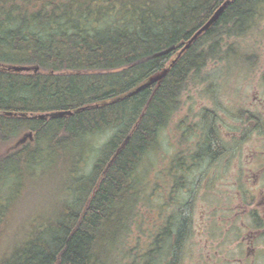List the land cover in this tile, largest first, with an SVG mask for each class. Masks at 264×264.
Masks as SVG:
<instances>
[{
    "label": "trees",
    "instance_id": "16d2710c",
    "mask_svg": "<svg viewBox=\"0 0 264 264\" xmlns=\"http://www.w3.org/2000/svg\"><path fill=\"white\" fill-rule=\"evenodd\" d=\"M225 2L136 0L110 5L91 0L84 6L47 12L36 0H0V218L5 186L31 181L50 154L74 150L96 127L102 132L120 126L119 135L113 133L101 146H108L111 154L96 169L94 185L79 190L85 208L69 207L58 222L44 223L49 239H38L37 230L24 227L13 239L0 222V236L10 243L0 254V264H101L104 245L127 222L122 246L142 203L137 185L144 177H137L143 171L141 156L155 142L157 129L181 107L191 76L212 60L226 59L221 49L227 39L264 34V0H231L216 23L190 43ZM171 47L176 50L155 56ZM16 65L40 69L28 73L9 69ZM164 70L163 80L130 95ZM80 108L86 110L70 117L33 118ZM34 123L43 127L33 141L2 153L21 132L34 129ZM64 130L68 133L63 135ZM219 152L214 137L200 147V157L206 161ZM119 212L127 217H115ZM186 233L184 219L177 247Z\"/></svg>",
    "mask_w": 264,
    "mask_h": 264
},
{
    "label": "rangeland",
    "instance_id": "374dc122",
    "mask_svg": "<svg viewBox=\"0 0 264 264\" xmlns=\"http://www.w3.org/2000/svg\"><path fill=\"white\" fill-rule=\"evenodd\" d=\"M33 1V0H29ZM91 0H36L38 5H43L44 9L49 12L53 9L57 12H60L67 7L76 6H84L87 5L85 2ZM113 3H125L128 4L131 1L136 0H109ZM229 0H227L228 2ZM22 2V0H20ZM126 15V14H125ZM127 19L132 17L131 14L125 16ZM264 29V25L262 27ZM261 33V32H259ZM262 38L259 35L254 36L252 38H242V39H227L226 43L231 44V46L227 47L226 43L222 56L226 57L223 60H212L208 63L206 68L199 72L198 74H193L189 81V86L186 92L184 93V97L182 99V108L177 116V119L173 125V132L171 133L172 137L181 132V127L183 122L186 120V115L189 113H193V109L195 112H200L202 110H207L208 107L214 109L216 112H225L229 116L228 121L230 127L226 129L231 134L236 131L240 134V131L235 130L236 127H239L243 130L250 127V124L246 122H242L240 120L239 113L241 111H252V112H260L261 116L264 118V34H262ZM236 44V45H235ZM231 54L227 55L226 52L229 51ZM243 52V57H240ZM183 52V51H182ZM181 52V53H182ZM180 53V54H181ZM179 53H176V58ZM238 54V55H237ZM162 73H166L164 70ZM161 73L156 75L155 80H159V76ZM211 90V97H215V101L209 100V91ZM213 93V94H212ZM226 107L227 110H220L222 107ZM221 114V113H220ZM230 119V120H229ZM235 119H238L236 123ZM182 121V122H181ZM189 122V121H188ZM201 123V121H200ZM185 125V124H184ZM177 129V130H176ZM176 132V134H175ZM252 134L256 135L253 137L254 139L250 142L251 144L247 147L236 146L235 148L231 146V151H235L237 155H245L249 153V151L264 149V137L261 138L258 132L251 131ZM27 131H23L20 135L11 143L7 144L3 147L2 153H6L7 150L13 147V145L17 144L19 140L24 137V134ZM228 135L229 141L233 143L234 138ZM162 143L158 150L154 151L151 155H147L143 161L141 168L143 169L142 173L145 177V184H142V203L137 208L136 217L137 220L132 223L131 228L126 233V239L119 243L118 248L113 251L111 254L107 256L105 261L113 262L112 264H116L119 262L127 263L130 256L131 248L138 245H148L150 240H152L149 235H147V231L145 229V217L156 219V211L152 212V215H149V212L146 210V198L151 195V188L148 185L150 183L160 181V167L163 165L162 161V150L167 149L166 140L164 137H161ZM96 147H101L106 141L105 139L96 138L94 139ZM174 142V141H173ZM175 145L177 144L174 142ZM169 149V148H168ZM251 149V150H250ZM173 150L169 149V153H172ZM261 153V152H260ZM90 155V151L86 150L84 152V156L88 157ZM257 154H253L256 156ZM251 157V156H250ZM246 159H249L247 157ZM239 158L233 159V168L228 173V175L224 178L223 183H221L218 187H221L217 191H212L211 187H207L206 190L198 189L197 191V212H196V222L198 225L202 224V227H198L200 229V233L194 237L191 241V245L199 246L200 248L207 245V239L210 237L208 232L211 230L212 232L216 231L217 225H213L210 223L211 212L214 211L213 205L218 206L219 202L215 200L213 204L211 202L212 198H223L226 197L228 200H231L234 203V209H243L241 214H245L246 210H250L251 207L249 205L242 203V200L238 197V190H235L238 184L234 183L236 179H238V170L240 169L241 163H239ZM79 163V162H78ZM151 163V164H149ZM78 166V165H77ZM90 166V165H89ZM148 167V168H147ZM89 169V167H88ZM63 171V166L58 162L47 161L44 165L37 169V177L33 179V182L24 188L13 184H9L3 188L2 194V204L4 206L3 215L0 221L5 222L3 226L6 228L9 234H12L11 237L16 239V234L19 232L21 227L29 229H33V223L40 227L41 225L38 222V219L42 218L46 221H58L61 209L59 208L60 202H66L67 198L71 195V188H75V183L73 181V174L67 173V182L65 183V179L62 182L61 174ZM245 172V179H238L239 183H246L250 179L251 171L247 168H243ZM258 172V171H257ZM198 173L200 176V184H209L211 180L208 176V162L205 164H199ZM254 174V173H253ZM142 175V177H143ZM257 173L255 171V179L257 177ZM252 176V174H251ZM260 179V178H259ZM258 182V179L256 180ZM64 184V185H63ZM224 185L225 188L222 186ZM227 186V187H226ZM251 186H247L245 184V189L243 188V192L246 197L244 199L251 198L253 192L256 194L255 202H262L264 199V189H252ZM224 188V189H223ZM248 189H250L248 191ZM252 191V192H251ZM242 192V190H241ZM155 199L151 200V203L159 205L161 202L162 188L158 187L154 190ZM183 198H188V193L181 192ZM242 196V195H241ZM190 197V196H189ZM181 199V198H180ZM228 202V201H227ZM258 208V204H255ZM151 214V213H150ZM218 214L223 215V226H227L233 212L224 209H218ZM142 216V220L141 217ZM246 218V217H245ZM239 219V218H238ZM247 221V219H246ZM147 222H149L147 220ZM2 223V222H1ZM215 223V222H213ZM211 224L213 227L211 228ZM219 224V223H218ZM231 226L227 227L230 228ZM203 228V231H202ZM217 232V231H216ZM218 233V232H217ZM220 234V233H218ZM1 237V236H0ZM20 237L23 238L22 233ZM26 238V236L24 237ZM223 239V240H222ZM236 240H240L237 236H233L231 238H227V236L219 235L216 237H211V245H222L224 248H228L229 250H237L239 248V243ZM10 244L9 241H4V237L0 238V254L4 251L5 246ZM3 245V246H1ZM198 247V248H199ZM110 256V257H109ZM104 261V260H103Z\"/></svg>",
    "mask_w": 264,
    "mask_h": 264
},
{
    "label": "flooded vegetation",
    "instance_id": "af4514ba",
    "mask_svg": "<svg viewBox=\"0 0 264 264\" xmlns=\"http://www.w3.org/2000/svg\"><path fill=\"white\" fill-rule=\"evenodd\" d=\"M230 2L231 0L228 1L229 4ZM166 75L167 73H161L159 79L163 80ZM154 77L151 81L157 78ZM183 97H181V100ZM215 99V97H211L210 90V104L211 100L215 101ZM182 107L181 105L172 114L170 122L166 123L161 129V137L165 138L167 144V149L162 150L163 165L160 167L161 180L158 182L154 181L153 183L148 182L151 188V195L146 198V210L150 216L152 212L155 213L156 211L157 213L154 220L145 217V229L147 235L152 240H150L148 245H140V242H138V245L132 247L129 252L130 261L127 263L119 262L118 264H173L175 260H177L176 264H264V199L262 202L254 203L257 197L256 194L253 192L251 198L245 200L244 197L246 196L243 192V188L245 191L247 190L245 184L251 186L250 188L252 189H264V149L249 151L250 154L247 153L245 157L240 154L237 155L235 151H231V146L234 148L235 145L240 146V148L249 146L256 135V133L252 134L251 131L258 132L259 135L257 136H261V138L264 137L263 115L261 116V113L257 111H247L248 109L241 111L239 113L241 123L247 121L250 127L245 130L236 127L235 130L240 131V134L236 131L231 134L226 130L230 127L227 119L229 116L227 117L228 114L225 111H228L226 107L220 108V110H224L225 112H216L211 108V105L207 110L200 112H195L193 109L192 114L186 115L187 121L183 122L181 132L178 136L175 132L176 135L172 137L171 133L174 131L173 125ZM41 114L46 115V117L40 118L39 115ZM41 114L33 115V118L45 121L59 118L53 116L55 112ZM237 120L235 119L236 123H238ZM33 132V138L35 139L37 134L36 131ZM228 135H234L231 136L234 138L233 143L229 141ZM210 137H214L217 140L220 152L217 157L209 158L207 161V177H209L211 182L209 184H200L198 173L199 157L201 155L200 147ZM173 141L177 144L175 145ZM209 147H211L210 143ZM168 148L170 150L174 148V151L169 153ZM9 151L7 150L6 152ZM255 153L257 155L253 156ZM209 154H211V150ZM247 157L249 159H246ZM237 158H239V163H241L240 169L237 172L238 179H245L243 168H247L251 173L250 179L246 183H239V180L236 179L234 183L238 185L234 188L238 190V197L242 200V203L249 205L248 207H251V209L249 211L246 210L245 214H241L243 209H234V203L231 200H228L226 197H220L219 199L212 198L211 196V202L214 204L215 200H217L219 204L218 206L213 205L214 211L211 212L210 220L212 221L210 223L214 226L217 225L215 229L220 234L210 230L208 232L210 237L207 239L206 246L200 248L199 246L191 245V241L200 233L198 227H202V224L198 225L196 222L198 189L202 187L201 189L204 188L206 190L207 187H211L213 192L220 189L221 187L218 186L223 183L224 178L232 170L233 159L237 160ZM89 167L92 170L94 167L93 163ZM255 171L258 174L257 177L259 176L260 178H257L258 182L255 179ZM222 186L225 188L224 185ZM158 187L162 188L163 194L159 205L151 203V200L155 199L153 197L154 190ZM181 192L188 193L190 197L180 199ZM255 204H258L259 207L257 208ZM218 209L233 212V215L229 214L231 219L227 226L221 225L224 223L223 215L218 214ZM184 219L187 220V233L181 245L177 247V235ZM212 224L211 228L213 227ZM229 226L231 227L227 228ZM219 235L227 236V238L231 239L233 236H237V238H240V240H236L240 245L239 248L237 250H229L222 245H211V237Z\"/></svg>",
    "mask_w": 264,
    "mask_h": 264
},
{
    "label": "bare ground",
    "instance_id": "6f19581e",
    "mask_svg": "<svg viewBox=\"0 0 264 264\" xmlns=\"http://www.w3.org/2000/svg\"><path fill=\"white\" fill-rule=\"evenodd\" d=\"M94 1V0H92ZM103 2H107L109 0H102ZM90 1H87V3H89ZM227 2V1H226ZM225 2V3H226ZM86 3V2H85ZM110 5H112V2H110ZM109 5V6H110ZM107 15V14H106ZM108 20V19H107ZM18 66V65H16ZM19 66H27V67H34V66H30V65H19ZM36 67V66H35ZM22 73H28V72H22ZM86 110V108L83 109H78L76 111H62L63 113H66L64 116H72L75 112H79V111H83ZM61 112V111H60ZM172 111L169 112V115L171 114ZM55 113H59L55 112ZM70 113V114H69ZM3 115L5 116H9V115H13L11 113L8 112H4ZM43 115V114H41ZM168 120V117H167ZM166 120V122H167ZM166 122L164 124H162L156 132V137H155V142L152 144V146L143 153V155L141 156L142 159H144L147 155H151L154 151L158 150L159 147L161 146L160 140H161V132L159 134V131L162 129V127L166 124ZM43 127V125H39L37 123H34L33 128L34 129H29L26 130L28 133H34L33 131H36L37 133H41V128ZM96 127V126H95ZM93 127V128H95ZM116 127H112V128H108L105 129L104 131L101 132L100 128L96 127V129H93L91 131L90 134H84V136L82 137V139H80L79 143H76L75 149L74 150H69V151H63L61 153H57L54 154V156L52 157L51 154L50 156L56 160L60 165L63 166V171L61 174V179L62 182L65 179V183L67 182V174H66V170L67 173H72L73 174V181L75 183V188H71L72 192L71 195L67 198V202H60L59 203V208L61 209L60 215H59V220H61L62 213L64 212V210H68L69 207L70 208H78L80 207V205H83L80 201L82 200V196L79 190L81 189H85L84 186H86L87 184L90 185L92 184V186L94 185L96 179H97V174L96 173V169L100 168L102 165H104L107 162V159L109 158L111 151L109 150V147H96V144L94 142V139L96 138H101V139H108L110 135H112L114 133V136L119 135L120 133V126H118L116 129ZM25 131V132H26ZM38 131V132H37ZM68 133L67 130L63 131V135ZM34 135V134H33ZM111 140V138L109 139V141ZM118 144V143H117ZM13 147H15L13 145ZM12 147V148H13ZM88 150L90 151V155L88 157L84 156V152ZM59 155V156H58ZM49 156V161L51 160ZM52 159V160H53ZM143 161V160H142ZM79 162V163H78ZM206 162V160H204L202 157H199V163L200 164H204ZM93 163L94 167L91 170V168L89 167V165ZM78 165V166H77ZM89 167V169H88ZM101 169V168H100ZM143 175V173H137V177L140 178ZM38 175H36L37 177ZM33 178V179H36ZM145 177H143L142 180H138V187H141L142 184H145V182L143 180ZM33 179L29 182H27L26 184L23 185L22 180L20 181V183H18V181H13V184H17L18 186L22 187L25 189L26 186H28L30 183L33 182ZM64 185V184H63ZM85 201V200H84ZM84 203V202H83ZM82 208H85V205L82 206ZM115 217L117 218H126L127 216L124 213H114ZM1 220V218H0ZM58 220V221H59ZM58 221H55L58 222ZM3 222V221H0ZM39 224L41 225L40 227H37L34 223H33V228L34 230H37L36 235L38 236L37 238L39 239H49V237L51 236L48 231L47 228L45 229L44 223H51L54 222L52 220L46 221L42 218L38 219ZM5 223V222H4ZM127 223V222H126ZM126 223L121 224V226H119V228H116V231L114 232V237L110 240L111 242H109L108 244L104 245L105 248V253H101L100 259H103L104 261L101 264H112L113 262H107L105 261V259L107 258V256L109 254H111L113 251H115L118 246L119 243L121 241V235L123 232V229L126 225ZM44 229V230H42ZM109 238V237H108ZM110 257V256H109ZM99 264V263H98ZM118 264V263H116Z\"/></svg>",
    "mask_w": 264,
    "mask_h": 264
},
{
    "label": "water",
    "instance_id": "95a60500",
    "mask_svg": "<svg viewBox=\"0 0 264 264\" xmlns=\"http://www.w3.org/2000/svg\"><path fill=\"white\" fill-rule=\"evenodd\" d=\"M228 2L224 3L223 6L221 8H219V10L215 13V15L210 19V21L195 35V37L190 41V43H192L194 40H196L200 35H202L204 32H206L207 30H209L214 23L218 20V18L221 16V14L223 13V11L226 9V7L228 6ZM189 43V44H190ZM176 47H171L157 55H155L156 57L158 56H164V55H168L171 52L175 51ZM10 70H14L16 72H31V71H35L38 72L39 71V67H27V66H11L9 67ZM157 80H150L149 82L141 85L140 87H138L135 91H133L130 95H134L138 92H141L142 90H144L145 88L149 87L151 84H153L154 82H156ZM66 113L63 112H59V113H55L53 114L54 117H62L64 116ZM70 114V113H69ZM40 118H45L46 115H39ZM34 135L33 133H27L24 135V137L19 140L17 142V144H15V147H19L21 144H24L25 142H27L29 139H33Z\"/></svg>",
    "mask_w": 264,
    "mask_h": 264
}]
</instances>
